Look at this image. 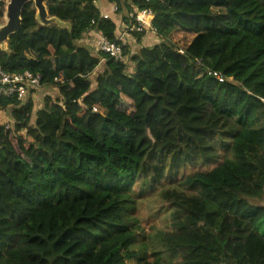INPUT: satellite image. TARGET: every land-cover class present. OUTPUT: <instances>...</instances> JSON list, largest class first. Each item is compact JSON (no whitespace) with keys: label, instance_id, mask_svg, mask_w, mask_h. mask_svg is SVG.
<instances>
[{"label":"trees","instance_id":"1","mask_svg":"<svg viewBox=\"0 0 264 264\" xmlns=\"http://www.w3.org/2000/svg\"><path fill=\"white\" fill-rule=\"evenodd\" d=\"M93 1H47L67 27L26 3L0 48L3 71L57 89L39 108L0 101V264H264V0H108L124 27L152 13L158 42L129 68L131 46L114 60L79 44L90 30L117 42ZM198 161L217 164L162 192L173 231L145 233L139 198Z\"/></svg>","mask_w":264,"mask_h":264},{"label":"rangeland","instance_id":"2","mask_svg":"<svg viewBox=\"0 0 264 264\" xmlns=\"http://www.w3.org/2000/svg\"><path fill=\"white\" fill-rule=\"evenodd\" d=\"M7 2V0H5ZM100 7H105L107 3L109 4L108 0H99ZM126 11L124 10L123 13ZM4 24V19L2 18L0 20V25ZM190 36L183 32H175L171 36V42L174 43L179 48H183L189 41ZM6 46V45H5ZM132 46V45H131ZM138 48L134 44V54L137 51ZM130 52L129 50V56L126 59L127 62L130 60ZM131 66V63H129L128 68ZM101 71V66H99L96 70L93 72L92 78L94 79ZM31 96L33 98V101L37 108L43 106V99L45 96H50L52 98H55L57 96V89L55 87H40L38 90L33 91L29 93L27 98ZM26 98V99H27ZM11 116L8 112H1L0 111V125H8L11 126ZM217 162H212L210 164H203L201 161H198L197 163L191 162L186 164L184 167L180 168L177 175L175 176L172 172L171 173H165V179H164V185L161 188H158L156 192H152L151 194L146 193L145 195L141 196L139 198V206H138V214L140 216L141 220V226L144 229L145 233L151 234L152 231L150 230L151 227H154L156 229H159L164 232H171L173 231V216H172V206L170 205V201L162 198V192L166 190H172L177 189L178 186L177 183L179 179L182 178V175H189L196 171H204V170H210L212 169ZM141 181L137 184L135 190L138 191L140 187ZM262 204H264V199ZM261 230H264V224L260 226Z\"/></svg>","mask_w":264,"mask_h":264},{"label":"built area","instance_id":"3","mask_svg":"<svg viewBox=\"0 0 264 264\" xmlns=\"http://www.w3.org/2000/svg\"><path fill=\"white\" fill-rule=\"evenodd\" d=\"M93 4L95 5V2ZM113 11H117L116 5L112 7ZM107 18V16H102ZM131 25L125 27L124 32L119 36L117 42L108 40L105 36L100 34L96 41V51L106 54L109 58L114 60H123L124 36L126 34L138 33L157 35L156 29L152 26V13L150 10H140L134 8L128 13ZM94 25V21L91 22ZM179 53H183L181 48ZM208 75L216 78L218 82H224V77L216 71H208ZM229 80V79H228ZM41 86V76L34 75L28 71L23 73H7L0 68V101L2 99L14 98L19 102L26 100L29 93L38 90Z\"/></svg>","mask_w":264,"mask_h":264},{"label":"water","instance_id":"4","mask_svg":"<svg viewBox=\"0 0 264 264\" xmlns=\"http://www.w3.org/2000/svg\"><path fill=\"white\" fill-rule=\"evenodd\" d=\"M47 1L54 0H7L3 14L4 24L0 25V48L5 49L9 36L16 33L21 26L22 9L28 2H33L36 9V21L39 25L47 27L56 24L67 27L68 24L56 17H49L46 8ZM59 1V0H56Z\"/></svg>","mask_w":264,"mask_h":264},{"label":"crops","instance_id":"5","mask_svg":"<svg viewBox=\"0 0 264 264\" xmlns=\"http://www.w3.org/2000/svg\"><path fill=\"white\" fill-rule=\"evenodd\" d=\"M99 3H100L99 0L95 2L96 8L99 10L101 16H107V18H111V20L115 23V25H117V36L116 37L117 39H119V36L125 30V27H124L125 25H122V22H121V17H122L121 14L115 13L116 11L112 10L114 3H111V4L107 3L105 7H100ZM100 34L101 33H99L98 31L90 30V32L83 35V38L82 40H80L79 44L90 48L91 51L97 54L95 47H96L97 38ZM157 42H158L157 36L151 33L145 34L141 38L140 42H136L135 38L131 34H126L124 36V41H123L124 45H127L128 47L132 45L130 47V50H131L130 56L134 54L133 52L134 44L137 46L138 49H140L143 46H152Z\"/></svg>","mask_w":264,"mask_h":264}]
</instances>
